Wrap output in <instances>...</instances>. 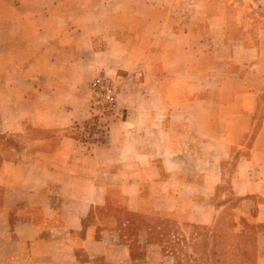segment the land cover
<instances>
[{
  "label": "crops",
  "instance_id": "obj_1",
  "mask_svg": "<svg viewBox=\"0 0 264 264\" xmlns=\"http://www.w3.org/2000/svg\"><path fill=\"white\" fill-rule=\"evenodd\" d=\"M226 179L264 226V0H0V264H179Z\"/></svg>",
  "mask_w": 264,
  "mask_h": 264
},
{
  "label": "rangeland",
  "instance_id": "obj_2",
  "mask_svg": "<svg viewBox=\"0 0 264 264\" xmlns=\"http://www.w3.org/2000/svg\"><path fill=\"white\" fill-rule=\"evenodd\" d=\"M121 5V4H120ZM132 7L138 6L132 4ZM170 7V5H166ZM189 11L195 14L203 11L200 5H186ZM185 10V9H184ZM107 76V75H106ZM113 79L119 86L117 79ZM98 117L112 118L97 107ZM84 140L95 138L97 127L92 126L85 130ZM234 181L226 179L218 189V193L212 198V204L221 209L218 222L211 227L182 226L174 219H166L168 243L166 251L174 253L178 257L179 264H264V226L255 223L257 212L251 211L246 216H240L238 206L240 198L234 191ZM155 190V187H154ZM160 191V190H159ZM200 191L199 188L196 193ZM154 194L156 202L160 197ZM202 195H205L200 191ZM169 204V203H168ZM251 204V203H250ZM252 208V204L246 205L245 210ZM205 214L200 212V215ZM163 223H165L163 221Z\"/></svg>",
  "mask_w": 264,
  "mask_h": 264
},
{
  "label": "built area",
  "instance_id": "obj_3",
  "mask_svg": "<svg viewBox=\"0 0 264 264\" xmlns=\"http://www.w3.org/2000/svg\"><path fill=\"white\" fill-rule=\"evenodd\" d=\"M93 102L109 115L118 111L117 86L113 79L100 76L91 84Z\"/></svg>",
  "mask_w": 264,
  "mask_h": 264
},
{
  "label": "bare ground",
  "instance_id": "obj_4",
  "mask_svg": "<svg viewBox=\"0 0 264 264\" xmlns=\"http://www.w3.org/2000/svg\"><path fill=\"white\" fill-rule=\"evenodd\" d=\"M100 76H106V75H100ZM100 76H99V77H100ZM91 84H92V83H91ZM90 90H91V85H90ZM91 102H92V104H93V106H94V109L98 110V109H97V106H96L95 103L93 102L92 93H91Z\"/></svg>",
  "mask_w": 264,
  "mask_h": 264
}]
</instances>
